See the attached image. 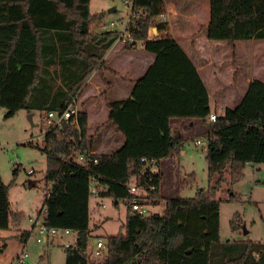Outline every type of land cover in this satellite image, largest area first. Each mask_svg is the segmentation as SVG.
<instances>
[{
    "label": "trees",
    "instance_id": "obj_1",
    "mask_svg": "<svg viewBox=\"0 0 264 264\" xmlns=\"http://www.w3.org/2000/svg\"><path fill=\"white\" fill-rule=\"evenodd\" d=\"M207 1L209 21L204 33L209 41L232 46L236 41L264 40V0ZM89 4L90 0H0V108L6 112L5 118L20 110H65L99 64L102 52L117 40L116 32H97L105 17L103 13L91 16ZM133 10L137 16L126 47L139 44L155 61L133 84L129 99L107 104L108 122L122 136L123 144L110 154L92 155L96 165L61 161L58 155L68 153L69 137H80L81 148L93 151L87 116L80 111L79 131L64 125L61 136L48 133L41 148L46 156V226L69 229L76 235L75 242L64 250V264H89L90 173L97 188L103 189L100 198H110L115 205L127 201L128 212L133 201L142 206L165 202L161 216H127L124 233L104 239L101 264H264V245L221 242L220 202L212 194L225 169L232 182L242 175L245 165L264 164V83L251 81L235 108L224 109L215 122L208 123L209 97L200 76L177 42L160 33L167 25L154 23L165 14L164 1L134 0ZM152 27L157 35L149 39ZM76 55L80 69L72 80L76 71L69 77V58ZM47 77L50 84H45ZM56 79L64 87H56ZM44 99H50L51 105L43 106ZM172 118L208 124L205 159L208 184L213 187L197 191L193 198L162 199L158 193L162 180L159 162L183 141L172 134ZM141 159L155 161L157 171L140 170ZM131 180L140 195L128 196ZM186 185L181 183L177 191ZM8 197L9 187L0 183V231L9 229L13 216ZM19 218L12 217L14 222ZM233 219L231 228L237 229L238 218ZM30 235L24 233L21 242L26 243Z\"/></svg>",
    "mask_w": 264,
    "mask_h": 264
},
{
    "label": "rangeland",
    "instance_id": "obj_2",
    "mask_svg": "<svg viewBox=\"0 0 264 264\" xmlns=\"http://www.w3.org/2000/svg\"><path fill=\"white\" fill-rule=\"evenodd\" d=\"M122 2L123 0H90L89 14L92 16L103 13L105 17L103 23L106 24L117 21L123 18L127 12ZM164 6L165 21L172 20L171 23L176 27L190 34L197 33L196 36H198L209 21V2L207 0H164ZM111 8H114L116 12L108 13ZM173 15L176 16L172 19ZM160 20L162 21L160 17H156L154 23L156 24ZM97 31L102 32L101 30ZM226 47L218 46L211 49L214 50L211 53L216 55L214 69L221 72L222 75L229 70L231 65H235L231 56V46L227 45ZM137 49L141 51L138 44ZM208 50L210 49L208 48ZM254 50L256 62L259 63L264 59V40L256 41ZM215 75L216 73H214ZM226 75L230 78L231 73ZM46 80L45 84L52 82L49 77ZM228 105L231 106L232 103L230 102ZM211 111L212 113L217 111L218 114L221 112L219 107L214 111L212 101ZM5 114L4 110L0 112V183L9 187L8 200L12 217L18 215L20 218L18 222H14L11 217L9 229L0 231V237H5L7 244L4 254L0 256V264H12L22 252H26L28 255L23 264H64V250L68 245L73 244L76 238L75 234H71L67 238L58 236L52 240V244H49L50 239L42 244L36 243L39 233L34 224L39 217H42L44 200L47 195L43 178L46 170V156L41 151L40 144L31 140L41 133V116L44 113L40 110L31 112L20 110L10 118H5ZM29 115H32L31 122L28 119ZM96 120L100 127L101 135L99 136L101 137H97L93 144L94 148L96 142L101 140L103 141L102 150L106 151V154H110L119 148L108 147L112 140L110 131L115 130L108 123L106 111ZM196 121L198 124L192 130L175 133L176 136H181L183 141L177 148L175 168L167 170L164 179L162 178L163 182L161 180L158 193L162 199L170 197L193 198L197 191L206 192L208 188L213 187L208 184V166L205 159L207 142L203 140L202 146L194 144V140L197 138L204 135H206V139L208 138V124ZM114 133L118 135L116 131ZM16 169H18L16 174H13ZM29 170L33 171L32 175L28 174ZM241 173L242 175L237 180L231 182L229 170L225 169L221 184L216 190H212L213 198L220 202V240L229 243L251 242L264 245V164L245 165ZM29 181L35 183L32 188L28 187ZM183 182L187 184L186 187L177 191ZM131 185L134 186L132 180ZM231 195L236 197L233 198ZM99 203L104 208L98 206ZM144 204L146 216H161L165 211L164 200H160L157 206L150 202ZM88 205L90 237L86 249L87 260L89 264H101L105 257L104 252L99 258L90 256L93 250V241L95 237L104 240L106 237L124 233L123 226L128 215V203L119 201L115 205L110 198L89 196ZM234 216L238 218L237 229L231 228ZM243 228L247 234L243 233ZM26 232L31 233L30 237L26 243L20 242L21 236ZM1 243L0 239V245Z\"/></svg>",
    "mask_w": 264,
    "mask_h": 264
},
{
    "label": "crops",
    "instance_id": "obj_3",
    "mask_svg": "<svg viewBox=\"0 0 264 264\" xmlns=\"http://www.w3.org/2000/svg\"><path fill=\"white\" fill-rule=\"evenodd\" d=\"M108 11H110V14L116 12L114 8ZM175 16L176 15H173L172 19L175 18ZM171 21L172 20L167 22L164 21V24L167 25V30L160 33L163 35H170L189 58L207 90L210 110L211 101L214 104V111H216L218 107L221 110L219 114L217 111L214 112L215 114H222L226 108H235L241 102L251 81L260 80L264 83V59L259 63L256 62V52L254 50L255 40L246 42L236 41L233 43L230 49L232 50L231 56L234 59L235 65H231L229 70L222 75L221 72L214 69L215 67L213 64L215 63L216 55L211 53V51H214L211 49L218 46L226 47L227 43L224 41H209L204 33L206 26L203 27V30L196 36L197 33L190 34L187 31H183L171 23ZM150 29L151 35H153L152 30H154L156 36L157 34L154 27ZM97 30H101V27ZM103 32L104 31L100 33ZM149 37L150 35L148 33V38ZM208 48L210 50H208ZM140 50L141 51H138L137 45L132 48H127L126 43L115 41L108 49L102 52L99 64L83 82L82 86L73 97L77 99L80 109L82 108L80 111L87 116V135L91 138L93 146L92 152L95 154H104L106 152L102 150L101 144L103 141H97L95 148L93 145L97 137H101L99 136L101 135L100 127L97 125L98 122L96 119L100 118L104 111L107 112L108 117V103L129 99L133 84L146 73L155 61V56L153 54L144 51L141 46ZM226 50H228L227 47ZM69 66L68 72L71 74L69 77H74L73 70L76 71L75 78H71L75 80L79 75L78 71L80 69L78 55L71 56V59L69 58ZM50 70H53V68ZM214 73H216L215 76ZM229 73H231L230 78L226 75ZM65 80L67 81L66 83L70 81L68 78ZM56 87H64V85L56 79ZM45 88L49 91L48 87ZM56 102H58V100H56ZM230 102L232 103L231 106L228 105ZM45 103L51 105L50 99L47 102L44 99L42 105H46ZM196 120L197 119L172 118L170 120V128L173 136L175 135V137H177L175 133L181 131L192 130L198 124ZM115 131H110L112 140L109 142L110 145H108V147H120L123 143L122 136L117 131L118 135H116V133H114ZM177 148L174 149L167 158L159 162L158 168L162 173L163 179L166 171L174 169L177 164ZM0 239L2 240L0 245V249H2L0 256H2L7 244L5 237H0ZM49 242V244H52V240Z\"/></svg>",
    "mask_w": 264,
    "mask_h": 264
},
{
    "label": "built area",
    "instance_id": "obj_4",
    "mask_svg": "<svg viewBox=\"0 0 264 264\" xmlns=\"http://www.w3.org/2000/svg\"><path fill=\"white\" fill-rule=\"evenodd\" d=\"M164 1V0H163ZM123 6L127 9L126 14L123 18L118 19L117 21H112L108 24L103 23L101 26V30L104 32H116L117 40L123 43L131 42V32L134 29V19L137 16V13L134 12V0H123ZM162 19L159 22L163 23L165 21V14L158 16ZM149 39H153V35H151V29H149ZM2 109L0 108V112ZM80 112L79 103L76 98H73L71 102L67 105L65 110L61 112L49 111L43 114L41 119L42 130L38 137L33 138L31 141H36L40 144L41 148L45 147L46 143V135L52 131L56 133V136L59 138L61 136V131L64 125L70 126L72 129L79 131L78 125V115ZM217 115L215 113H211L208 118V123H213L216 120ZM203 140L208 143V138L206 139V135L197 138L194 140V144L196 146H202ZM69 143L68 153L60 154L58 158L61 161L67 162L68 164H81V165H96L97 161L92 160L91 157L95 153L92 151L84 150L81 148V138L69 137L67 139ZM207 147V145H206ZM140 170H148L150 173H154L157 171L156 162L153 160L141 159L140 161ZM29 175L33 174L32 170L28 171ZM89 181V196H94L96 198H100V192L103 190L102 188H97L96 179L90 173L88 176ZM152 189V188H151ZM140 189L136 186L131 185V183L127 184V193L128 196H135L139 194ZM104 208L102 204H98ZM42 217H39L34 224L35 229L38 230L39 238L36 240V243L42 244L55 239L58 236L62 238H67L73 232L69 229H59V228H49L45 223L46 209L42 210ZM146 211L144 210V206L137 204L133 201L130 204V209L127 216L130 215H138V216H146ZM41 215V214H40ZM75 242V241H74ZM70 246V245H68ZM67 246V247H68ZM106 250V246L103 239L95 238L93 241V250L90 254L92 258H99L103 255V252ZM28 255L26 252L20 253L13 261L12 264H23L25 259H27Z\"/></svg>",
    "mask_w": 264,
    "mask_h": 264
},
{
    "label": "water",
    "instance_id": "obj_5",
    "mask_svg": "<svg viewBox=\"0 0 264 264\" xmlns=\"http://www.w3.org/2000/svg\"><path fill=\"white\" fill-rule=\"evenodd\" d=\"M108 13H110V11H108ZM152 34H153V37H155L154 30H152ZM31 118H32V115H29V116H28V119H29L30 122H31ZM34 184H35L34 182L29 181V182H28V187H29V188H32V187L34 186ZM243 233H244V234H247V232L245 231L244 228H243Z\"/></svg>",
    "mask_w": 264,
    "mask_h": 264
}]
</instances>
